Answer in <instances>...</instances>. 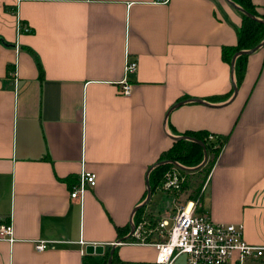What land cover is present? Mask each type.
I'll return each mask as SVG.
<instances>
[{
    "label": "crops",
    "instance_id": "1",
    "mask_svg": "<svg viewBox=\"0 0 264 264\" xmlns=\"http://www.w3.org/2000/svg\"><path fill=\"white\" fill-rule=\"evenodd\" d=\"M251 1L264 15V0ZM239 6L0 0V224L11 222L14 236L0 239V264H82L89 243L109 254L113 246L110 264H159L153 245L112 243L143 214H172L170 200L150 207L158 189L142 204L146 180L174 137L197 130L225 138L203 209L241 222L244 239L264 245V43L248 54L236 90L221 57L237 41ZM127 54L137 68L125 95ZM82 169L96 182L72 198ZM38 238L55 241L38 251ZM225 264H264V251L243 262L234 252Z\"/></svg>",
    "mask_w": 264,
    "mask_h": 264
},
{
    "label": "built area",
    "instance_id": "2",
    "mask_svg": "<svg viewBox=\"0 0 264 264\" xmlns=\"http://www.w3.org/2000/svg\"><path fill=\"white\" fill-rule=\"evenodd\" d=\"M167 2L168 0H155ZM19 30H29L28 26L18 21ZM137 68V59L126 55L124 77L119 81V91L128 95L132 84L127 75ZM188 166L178 160L171 162L163 173L157 189L163 190L172 203L173 212L164 217L141 215L132 221L131 230L112 244L131 243L153 245L156 247V262L159 264H225L233 253H237L239 262L260 257L264 245L248 242L243 237L241 222H222L213 220L202 207V196L206 181L195 191L188 183ZM96 182L94 171L82 169L77 181L71 185L69 194L81 199L88 185ZM0 239L12 241V223L0 224ZM55 240L38 238L34 247L41 251Z\"/></svg>",
    "mask_w": 264,
    "mask_h": 264
},
{
    "label": "trees",
    "instance_id": "3",
    "mask_svg": "<svg viewBox=\"0 0 264 264\" xmlns=\"http://www.w3.org/2000/svg\"><path fill=\"white\" fill-rule=\"evenodd\" d=\"M235 1L244 9V11L241 10L242 21L237 28V41L234 44L222 45L221 57L231 65L234 57L232 65L236 76L234 87H237L236 84H238L244 73L245 60L250 53V51H244L242 53H239V51L249 50L264 39V15L257 11L251 0ZM184 135H188L190 138L178 137L173 139V144L153 163L149 173L151 193L161 184L164 171L175 160H181L188 166H192L190 169H187L189 171L187 184L193 185L196 183V186L193 187V190L196 191L203 183L202 180L208 175L225 139L219 134L200 130L187 131ZM198 140L202 141L203 144ZM205 154L206 159L203 164H200ZM190 173H195V175H190ZM199 174H201L199 178L200 182L197 183L196 176H199ZM108 257V250L100 255L84 253L82 264H107ZM114 258L113 253L111 261Z\"/></svg>",
    "mask_w": 264,
    "mask_h": 264
},
{
    "label": "water",
    "instance_id": "4",
    "mask_svg": "<svg viewBox=\"0 0 264 264\" xmlns=\"http://www.w3.org/2000/svg\"><path fill=\"white\" fill-rule=\"evenodd\" d=\"M239 8L242 10V11H244V9L241 7V6H239ZM264 43V39L261 41V42H259L257 45H255L254 47H252L251 49H249V50H241V51H239V53L241 52H244V51H252V50H254V49H256L257 47H259L260 45H262ZM233 62H234V57H233V60H232V65H233ZM235 90H236V87L234 88ZM178 137H186V138H190L188 135H184V134H181V135H179V136H176V137H174V138H178ZM199 141V140H198ZM201 144H203V142L202 141H199ZM205 159H206V154H205V156H204V159L201 161V163L200 164H203L204 163V161H205ZM152 167V166H151ZM191 168V167H190ZM146 182H147V194H146V196H145V198H144V200H143V202H142V204H145L146 202H147V200L149 199V197H150V194H151V191H150V187H149V181H148V179L146 180ZM141 204V205H142ZM137 208V207H136ZM113 250H114V248H113V246L111 247V249H110V254H109V257H108V261H107V264H110L111 263V256H112V253H113ZM85 251L87 252V253H102L103 252V245L101 244V243H89V244H87L86 245V247H85Z\"/></svg>",
    "mask_w": 264,
    "mask_h": 264
},
{
    "label": "rangeland",
    "instance_id": "5",
    "mask_svg": "<svg viewBox=\"0 0 264 264\" xmlns=\"http://www.w3.org/2000/svg\"><path fill=\"white\" fill-rule=\"evenodd\" d=\"M180 163H182V164H185L183 161H181V160H178ZM185 165H187V164H185ZM190 175H195V173H193V174H191L190 173ZM201 177V174H199V176H196V181H197V183L198 182H200L199 181V178ZM203 177V176H202ZM206 179H207V176H206V178L204 179V180H202V181H206ZM195 181V182H196ZM194 186H196V183H194L193 185H191L190 187L191 188H193ZM170 200V198L168 197V195L163 191V190H161V189H158V190H156L154 193H153V195H152V198H151V200H150V207L151 208H156V207H158V206H164L165 204H166V202L167 201H169Z\"/></svg>",
    "mask_w": 264,
    "mask_h": 264
}]
</instances>
